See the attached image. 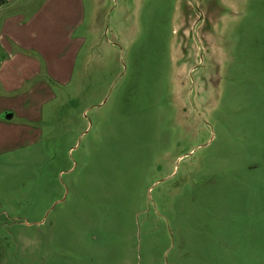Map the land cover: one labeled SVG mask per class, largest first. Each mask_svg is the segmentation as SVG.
Instances as JSON below:
<instances>
[{
    "label": "rangeland",
    "instance_id": "1",
    "mask_svg": "<svg viewBox=\"0 0 264 264\" xmlns=\"http://www.w3.org/2000/svg\"><path fill=\"white\" fill-rule=\"evenodd\" d=\"M85 4L71 79L0 125V264H264V0Z\"/></svg>",
    "mask_w": 264,
    "mask_h": 264
},
{
    "label": "crops",
    "instance_id": "2",
    "mask_svg": "<svg viewBox=\"0 0 264 264\" xmlns=\"http://www.w3.org/2000/svg\"><path fill=\"white\" fill-rule=\"evenodd\" d=\"M85 5V0H6L0 6V115L10 110L27 120L39 118V103L42 93L50 92L49 81L65 84L71 79L85 42L80 32ZM3 120L0 125H7ZM9 126L32 128L26 123ZM208 162L212 173H224L221 166L227 164ZM212 185L219 188L221 182ZM198 187L199 194L203 186ZM222 201L217 191L216 203Z\"/></svg>",
    "mask_w": 264,
    "mask_h": 264
},
{
    "label": "water",
    "instance_id": "3",
    "mask_svg": "<svg viewBox=\"0 0 264 264\" xmlns=\"http://www.w3.org/2000/svg\"><path fill=\"white\" fill-rule=\"evenodd\" d=\"M197 13L202 15V13L199 12V11ZM194 16H196V14H194ZM194 16H193L192 13H185L184 12V13L181 14V19H183L184 22H189L190 23L191 18L192 17L194 18ZM184 22H182V23L184 24ZM183 26H184L183 28H185L186 25L184 24ZM186 28H188V26ZM183 31H184V29H183ZM12 116H13V112L10 111V110H5V111H3L1 113V118L5 119V120H10L12 118Z\"/></svg>",
    "mask_w": 264,
    "mask_h": 264
},
{
    "label": "trees",
    "instance_id": "4",
    "mask_svg": "<svg viewBox=\"0 0 264 264\" xmlns=\"http://www.w3.org/2000/svg\"><path fill=\"white\" fill-rule=\"evenodd\" d=\"M6 2V0H0V6L2 5V4H4Z\"/></svg>",
    "mask_w": 264,
    "mask_h": 264
}]
</instances>
